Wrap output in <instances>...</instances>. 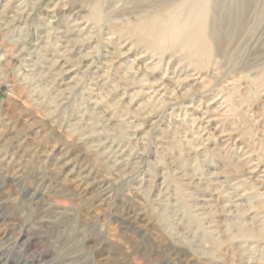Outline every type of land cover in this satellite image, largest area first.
<instances>
[{"label": "rangeland", "instance_id": "374dc122", "mask_svg": "<svg viewBox=\"0 0 264 264\" xmlns=\"http://www.w3.org/2000/svg\"><path fill=\"white\" fill-rule=\"evenodd\" d=\"M8 1L0 0V53L8 50L0 56V264L8 256L14 257L12 264H246L247 258L252 264H264L260 261L264 258V232L263 239L248 243L244 237L232 241V236L223 233L222 250L205 254L198 246L207 251L210 243L200 234L194 236L195 225L190 227L193 206L202 203L204 194H217L219 185L239 196L262 194L243 203L248 208L251 201L258 207L249 211H253L251 215L259 213L264 218V84L259 81L264 76V0H212L215 41L224 44L217 55L204 70L197 71L181 58V52L169 50L163 53L156 74L142 65L143 55L150 61L154 53L135 43L137 25L148 16H166L183 0H100L106 18L100 24L88 19L95 0ZM8 3L7 13L2 12ZM62 9L85 21L83 38L93 34L87 35L89 30L96 32V37L73 55V60L80 62L81 56L89 54L86 64L72 74L74 78L55 80L58 69L49 74L43 65L40 71L32 66L28 54L39 51L35 48L37 22L56 14L61 18ZM16 12L22 16L21 22L11 25L8 37L22 34L18 47L4 37L8 31L4 23ZM109 24L114 30L110 46L105 43ZM49 52L51 49L42 51L46 67L50 65ZM160 56L157 54L156 62ZM92 61L94 66L88 70ZM168 66L183 70V81L169 85L167 92L161 90L153 97L154 103H147L148 96L154 95L149 86L158 84ZM186 74H190L188 79ZM21 78L31 90L39 89L29 93ZM175 86L177 96L160 108ZM58 88L63 95L51 103L49 99L60 93ZM34 93L40 94L37 102L34 98L38 97L31 96ZM97 99L100 104L96 107ZM192 118L197 119L195 124ZM207 173L214 175V181L204 184L210 176ZM186 174L197 175L193 185L199 182V191L181 180ZM83 187H87V195ZM181 189L192 193L193 199L184 198V205L171 204L166 211L173 232L188 237L192 244L171 239L172 228L162 229L155 210ZM241 209L231 214L218 206L202 215L203 222L224 232L241 219L251 221ZM227 235L228 240L224 238ZM247 244L254 246V251L242 248ZM206 255L218 259L211 263Z\"/></svg>", "mask_w": 264, "mask_h": 264}, {"label": "bare ground", "instance_id": "6f19581e", "mask_svg": "<svg viewBox=\"0 0 264 264\" xmlns=\"http://www.w3.org/2000/svg\"><path fill=\"white\" fill-rule=\"evenodd\" d=\"M8 2H11V0H9ZM37 2V1H36ZM1 3V2H0ZM5 3V2H4ZM93 7H92V12L90 10V18L88 19H95L93 22L95 24H100L101 22L103 23V21H105V15H104V8L102 7V4H101V1L100 0H95L94 3H93ZM29 5V4H28ZM90 5V4H89ZM244 5V4H243ZM57 7V6H56ZM9 8V3L4 5L3 6V10L2 12H6L7 9ZM15 9V6L13 8V10ZM18 9V8H17ZM22 9V8H20ZM55 9H53L54 11ZM12 11V10H11ZM21 11V10H20ZM211 11H212V0H183L181 1L179 4H177V6L175 8H173L169 13H167L166 16H155V15H152V16H148V17H145L143 19H141V21L138 23L137 25V32H136V35L134 36V41L136 44L140 45V44H143V46H146L149 50L153 51V55L152 57H150V61H148V57H146V55H143V66L145 68H147L148 72L150 73H155L158 71V70H161V66L163 64V59H162V56H164V54L166 53V51H169V50H174V52H181L180 56L182 59L184 60H188L189 61V65L193 66L194 70H197V71H202L204 70L208 65H209V62L211 60V57L212 56H215L217 55L216 52H219L218 49L220 47V49L223 47V45H221L222 41L218 43H216L215 41V34L213 32V26L211 24V20H210V15H211ZM13 13H15V11H12ZM71 12V11H70ZM70 12H67V11H62L59 12V13H62L61 15V18H58V14L56 15H52V17H47V20L43 19L41 20V22H37L36 24V34H37V43H35V48H38L39 51L35 50V51H31L29 52V56L31 57L30 58V63L32 62V66H36L37 68L40 69V71L43 69V65H44V68H46L48 71H49V74H50V71L52 72V70H56L58 69V73H57V79L55 80H65V79H68V78H71L73 79L74 76L72 75L73 73H75L76 71L79 70L78 66L83 64L85 62L86 59H89V54L87 55H84V56H81L80 57V62H77L75 60H73V55L76 54V52H79L83 49V46H86V44L88 42H92L95 40V33L94 32H87V35L89 33H93V34H90L88 35V37H85L83 38V33H84V30L86 29L87 26H83L85 24V21H83L82 19L80 20L79 17H76L74 14L71 15ZM7 13V12H6ZM11 13V12H9ZM17 13V12H16ZM69 13V14H68ZM21 14V13H20ZM31 13L28 14V17ZM8 15V14H7ZM16 15V16H15ZM15 15H11L10 17V20L8 22H6V24L4 23L5 25V28L8 30L5 34H4V37H5V40L8 42V44H11L12 46L14 47H18V43L20 42V39L22 38V34L18 35V38H10L8 36L9 33L11 32V25L13 26H16L17 23L21 22V18L22 16H18V13L15 14ZM54 16V17H53ZM92 20V19H91ZM45 21V22H43ZM106 22V21H105ZM244 22V20H243ZM27 24V22H25ZM93 23V24H94ZM111 24H109V32L108 33H105L106 35H108V37L105 38V43L110 46L113 42V31L111 29ZM3 25H0V27H2ZM96 27V26H95ZM239 27V26H238ZM4 28V30H5ZM16 28V27H15ZM23 28V27H22ZM91 28V27H90ZM238 29V28H237ZM240 29V28H239ZM23 31V29H21ZM102 31V30H101ZM22 33V32H21ZM117 32L115 31V34ZM120 33V32H119ZM101 34V33H100ZM121 34H123L121 32ZM110 35V36H109ZM15 37V36H13ZM122 37V36H121ZM123 38V37H122ZM119 40H121L119 38ZM87 42V43H86ZM100 42V41H99ZM218 44V45H217ZM222 46V47H221ZM25 47V46H24ZM24 47L19 49V53L24 50ZM9 49V48H8ZM49 49H51V52H49V56H51V58H48L47 56V59H49V66L46 67L45 66V62L44 61V56L45 53L43 54L42 51L46 50V51H49ZM7 49H5V52H2L0 53V56L3 57L6 55L7 53ZM15 51V50H14ZM36 52H38V56H35ZM100 52V51H99ZM20 53V54H21ZM145 53V52H144ZM164 53V54H163ZM157 54H161V56L159 57V61H157ZM12 55V53H11ZM14 55V54H13ZM179 55V54H178ZM97 57V56H96ZM33 58H36L35 60H33ZM138 58V57H137ZM25 59V58H24ZM113 59V58H112ZM26 60V59H25ZM91 60V59H90ZM136 61V60H135ZM170 61V60H169ZM87 62V60H86ZM85 62V64H86ZM112 62V60H111ZM103 63V62H102ZM107 62H105L106 64ZM84 64V65H85ZM110 64V63H109ZM30 65V64H28ZM93 61L87 65V69L88 70H91L93 68ZM138 66V65H137ZM83 67V66H82ZM135 67V66H134ZM133 67V69H134ZM143 67V68H144ZM2 70V69H0ZM37 70V69H36ZM45 70V69H44ZM43 70V71H44ZM87 70V71H88ZM35 71V70H34ZM38 71V72H40ZM46 71V70H45ZM47 71V72H48ZM80 71V70H79ZM83 71V70H82ZM105 71V70H104ZM183 71V70H182ZM182 71H180V68H176L174 70L170 69L169 66L164 69L163 71V75L160 76V78H158V84L154 85V83H151V85L149 86L148 88V91H151L154 93V95H150L148 96L147 98V103L149 102H153L156 101L155 99H153V97L156 95V94H161L162 91H166L168 89V86H172L173 87V84H177L181 81H183V79H181V76H182ZM93 72V71H92ZM36 73V72H35ZM41 73V72H40ZM56 73V72H55ZM78 73V72H76ZM87 73V72H86ZM185 73V70L184 72ZM187 73V72H186ZM44 74V73H43ZM54 74V72L52 73ZM93 74V73H92ZM103 74V73H102ZM127 74V73H126ZM16 75H19L18 72H16ZM31 75V74H30ZM55 75V74H54ZM54 75H51V76H54ZM77 75V74H76ZM121 75V74H120ZM264 75V74H263ZM50 76V75H49ZM130 76V75H129ZM17 77V76H16ZM40 77V76H39ZM45 77V76H44ZM188 77H190V74H186L185 78L188 79ZM28 77H26L25 79H27ZM31 78V77H30ZM98 78V77H97ZM134 78V77H133ZM133 78H131V81H133ZM29 79V78H28ZM70 79V80H71ZM99 79V78H98ZM111 79V78H110ZM123 79V78H122ZM156 79V78H155ZM33 80V77L32 79ZM101 80V79H100ZM21 81L22 83H24V89L25 90H28V88H30L31 86L28 85V83L26 82V80H24L23 78H21ZM27 84H25V82ZM40 81V79H39ZM38 81V83H39ZM91 81V80H90ZM98 81V80H97ZM103 81V79H102ZM154 81V80H153ZM261 81L263 84H264V76H262ZM150 82V81H148ZM62 83V82H61ZM94 83V82H93ZM101 83V82H100ZM99 83V84H100ZM104 83V81H103ZM145 83V81H144ZM35 84V83H34ZM95 84V83H94ZM105 84V83H104ZM110 84V83H109ZM113 84V83H112ZM138 84V83H137ZM146 84V83H145ZM108 85V84H107ZM105 85V86H107ZM114 85V84H113ZM144 85V84H143ZM61 86V85H60ZM69 86V85H68ZM123 86V85H122ZM181 86V84H180ZM39 87V86H38ZM73 87V86H71ZM93 87V86H92ZM96 87V86H95ZM108 87V86H107ZM106 87V88H107ZM118 87V85H117ZM32 88V87H31ZM30 88V91H28L29 93H32L35 89H39V88H35L34 90H31ZM60 88V87H59ZM59 88L57 90H55V92H60L58 93V95L56 96V94H54V96L51 94V103H57V98L62 94L63 95V91L60 90L59 91ZM85 88V87H84ZM109 88V87H108ZM113 88H116V85L113 87ZM23 89V88H22ZM65 89V88H64ZM71 88H69L70 90ZM93 89V88H92ZM101 89V88H100ZM103 89V88H102ZM123 89V88H122ZM145 89V87L143 88V90ZM72 90V89H71ZM74 90V89H73ZM72 90V91H73ZM109 90V89H108ZM112 90V89H111ZM114 90V89H113ZM42 91H45V89H42L40 90L41 93H44ZM101 91V90H100ZM103 91V90H102ZM173 93H170L168 98L169 100L166 101V99H160L162 100L160 103L161 106H165L166 103L170 102L172 98L175 97L176 93L175 92H178V87H174L172 90H171ZM36 92V90L34 91ZM39 91H37L38 93ZM48 92V91H47ZM54 92V93H55ZM105 92V91H104ZM109 92V91H108ZM167 92V91H166ZM28 93V94H29ZM146 93V92H145ZM165 93V92H163ZM47 94V93H46ZM46 94H43L45 95L44 97H46ZM74 94V93H73ZM109 94V93H108ZM148 94V93H146ZM30 95V94H29ZM61 95V96H62ZM95 95V94H94ZM167 95V94H165ZM164 95V96H165ZM31 96H34V97H38V98H34V101L37 102V100H40V94H38V96L32 94ZM66 96V95H65ZM76 96V95H75ZM90 96V95H89ZM177 96V95H176ZM67 97V96H66ZM77 97V96H76ZM87 97V96H86ZM98 98V96H96ZM43 98V97H42ZM48 98H50V96L48 95ZM88 98V97H87ZM156 98V97H154ZM63 99V98H61ZM68 99V98H67ZM70 99V98H69ZM68 99V100H69ZM85 99V97H84ZM33 101V97L31 99ZM48 100V99H47ZM86 100V99H85ZM90 100V99H89ZM98 100V99H97ZM119 100V99H118ZM60 101V100H59ZM64 101V100H63ZM79 101V100H78ZM101 101V100H100ZM44 101H40L38 104H41L43 103ZM46 102V101H45ZM50 102V101H49ZM69 102V101H68ZM76 102V101H75ZM160 102V101H159ZM157 102V103H159ZM81 103V102H80ZM92 103V102H91ZM103 103V102H102ZM70 104V102H69ZM76 104V103H75ZM99 100L95 102V106L97 107L99 105ZM46 105V104H45ZM48 105V104H47ZM50 105V104H49ZM111 105V104H110ZM158 105V104H157ZM0 106H2V103H0ZM64 106H65V103H64ZM101 106V105H100ZM114 106V105H113ZM117 106V105H116ZM153 106V105H152ZM156 106V105H154ZM178 106V105H177ZM40 107V105H39ZM52 107V106H51ZM56 107V106H55ZM109 107V105H108ZM49 108V107H48ZM58 108V107H57ZM79 108V107H78ZM110 108V107H109ZM114 108H116L114 106ZM113 108V109H114ZM158 108V106H157ZM52 109V108H51ZM76 109V108H75ZM54 110V109H53ZM84 110V109H83ZM100 110V109H99ZM115 110V109H114ZM80 111V110H79ZM78 111V112H79ZM104 111V110H103ZM120 111V110H119ZM113 112V111H112ZM102 113V112H101ZM87 115V114H86ZM91 115V114H90ZM94 115V114H93ZM98 115V114H97ZM101 115V114H100ZM108 115V114H107ZM110 115V114H109ZM122 115V114H121ZM124 115H126L124 113ZM124 115L122 117H124ZM111 116V115H110ZM130 116V115H129ZM77 117V116H76ZM109 117V116H108ZM107 117V118H108ZM133 117V116H132ZM82 118V117H81ZM97 118V117H96ZM95 118V120H96ZM106 118V117H105ZM115 118V116H114ZM135 118V117H134ZM88 119V118H87ZM125 119V118H124ZM129 119V118H128ZM127 119V120H128ZM177 119V118H176ZM194 120V118H192ZM196 119V118H195ZM77 120V119H76ZM94 120V118H93ZM117 120V119H116ZM9 121V120H7ZM81 121V120H80ZM92 121V120H91ZM102 121V120H101ZM197 121L194 120L192 121L193 124H195V122ZM86 122V120H85ZM88 122V120H87ZM107 122V121H106ZM105 122V123H106ZM10 124V121L8 122ZM76 123V121H75ZM79 123V122H78ZM111 123V122H110ZM122 123V122H121ZM128 123V122H127ZM90 124V123H89ZM99 124V123H97ZM130 124V123H129ZM7 125V124H6ZM123 125V124H122ZM132 125V124H131ZM198 125V124H197ZM125 128H126V125H124ZM128 126V125H127ZM133 126V125H132ZM189 126V125H188ZM85 127V126H84ZM104 127V126H103ZM108 127V126H106ZM192 128H194L193 125H191ZM95 128L94 127V130L93 132L95 133ZM99 128V127H98ZM97 128V129H98ZM201 128V127H200ZM75 129V127H73V130ZM85 129V128H84ZM127 129V128H126ZM258 129V128H257ZM83 130V129H82ZM100 131V130H99ZM103 131V129H102ZM106 131V129H105ZM137 131V130H135ZM187 131V130H185ZM126 132V131H125ZM88 133V132H87ZM91 133V132H90ZM98 133V131H97ZM118 133V132H117ZM185 133V132H184ZM120 134V133H119ZM196 136L197 138H200L199 135H200V131L196 132ZM80 135V134H79ZM87 135V134H86ZM104 135H105V132H104ZM88 136V135H87ZM94 136V135H93ZM107 136V134H106ZM131 136V135H129ZM78 137V136H77ZM92 137V136H91ZM119 137V136H118ZM194 137V136H193ZM112 138V137H111ZM96 139V138H95ZM102 139V138H101ZM114 139V138H113ZM122 139V137H121ZM193 139H196V138H193ZM120 140V139H119ZM118 140V142H119ZM106 141V139H105ZM117 141V140H116ZM24 142V141H22ZM89 142V141H88ZM104 142V141H103ZM143 142V141H142ZM94 143V142H93ZM197 143V142H196ZM112 144V143H111ZM137 144V143H136ZM96 145V144H95ZM19 146V145H18ZM89 146V145H88ZM98 146V144H97ZM110 146V144H109ZM90 147V146H89ZM100 147V145H99ZM118 147V146H117ZM198 147V146H197ZM20 148V146H19ZM137 148V147H136ZM116 149V148H115ZM196 149V148H195ZM198 149V148H197ZM91 150V149H89ZM108 150V149H107ZM124 150V149H123ZM193 150V148H192ZM98 151V150H97ZM115 151V150H114ZM113 151V152H114ZM132 151V150H131ZM99 152V151H98ZM105 152V151H104ZM103 152V153H104ZM97 153V152H96ZM115 154V153H114ZM136 154V153H135ZM5 155V154H4ZM119 155V154H118ZM112 156V154H111ZM130 156V155H129ZM116 157V156H114ZM135 157V156H134ZM4 158V157H3ZM11 158V157H10ZM111 158V157H110ZM12 159V158H11ZM117 159V158H116ZM127 159V157H126ZM136 159V158H135ZM197 159V158H196ZM108 160V159H107ZM90 162V161H89ZM114 162V161H113ZM11 163V162H10ZM93 163V162H92ZM18 164V163H17ZM20 164V162H19ZM110 165V164H109ZM120 165V164H119ZM124 165V164H122ZM126 165H127V162H126ZM196 165H198L196 163ZM192 166L193 167H197V166ZM94 166V165H93ZM113 166V164H112ZM80 167V166H79ZM96 168V166H94ZM88 168V167H87ZM131 168V167H130ZM258 168V166H257ZM200 169V168H199ZM198 168H196V170H199ZM7 170V169H6ZM92 170V168H91ZM100 170V169H99ZM187 170V169H186ZM90 171V170H89ZM94 171V170H93ZM14 172V171H13ZM95 172V171H94ZM96 173V172H95ZM180 173V172H179ZM88 174V173H87ZM126 174V173H125ZM183 174V173H181ZM208 174V173H207ZM206 174V175H207ZM78 175V174H77ZM91 175V174H90ZM210 175L208 178L205 179V183L204 184H207V182H211V181H214L213 180V174H208ZM43 176V175H42ZM98 176V175H97ZM175 176V175H174ZM178 176V175H177ZM176 176V177H177ZM99 177V176H98ZM172 177V176H171ZM181 180H184V181H187V186L190 185H193V183H195V179H197V175H181L180 176ZM37 180V179H35ZM189 180V181H188ZM201 180V179H200ZM44 181V180H43ZM42 181V182H43ZM80 181V180H79ZM101 181V180H100ZM103 181V180H102ZM173 181V180H172ZM177 181V180H176ZM217 181V180H216ZM102 183V182H100ZM178 183V181H177ZM180 184V183H179ZM85 185V183H84ZM94 185V184H93ZM165 185V183H164ZM239 185V184H238ZM102 186V185H101ZM193 186H195L197 188V190L199 191L201 189L200 186V183L197 182L196 185L194 184ZM198 186V187H197ZM220 186V189H215L217 191V194H214L213 193L209 194V196H207V194H204V197L201 199L202 200V203H198V204H195L193 206V211L191 214V219L193 221L190 222L191 226L190 227H193L195 225V228L196 230L193 232L194 236H196L197 234L201 235V238L202 240L205 239V242H208L210 243L209 245L211 246V249L208 248L207 251H204L206 248L205 247H201V246H198L199 250L201 249L203 252H206L205 254H215L217 251L219 250H222V246L224 245L225 243V240L223 241L222 240V237L221 236H224L223 233H226L228 234L229 236H232L230 238V240H234L236 239L237 237H244L246 238L245 241L246 243H248L251 239H255L257 238L258 241H260L259 239H263L262 234L264 232V218L262 217H259V213L258 214H254V215H251V212H249L250 210H256L258 209L257 206L251 204L252 202L249 201V203L247 204L248 208H245L246 206H244V201H247V200H252L254 199L255 197H261L262 194H257L258 196H254V197H247V195H241L239 196L238 194L234 193V192H231V191H228V189H226L223 185H219ZM218 186V187H219ZM240 186V185H239ZM99 187V186H98ZM217 187V188H218ZM166 188V187H165ZM187 188V187H186ZM236 189L239 188L238 186L235 187ZM189 189V188H188ZM187 189V190H188ZM231 189V187H230ZM253 189V187L251 188ZM74 190V189H73ZM82 190V189H81ZM169 190V189H168ZM87 187H83V192L85 195H87ZM191 191V190H190ZM71 192V191H70ZM178 192V191H177ZM176 192V196L175 198L174 197H170L169 200H167V204L163 205L162 208H155L156 210V213L158 214V217L160 218V221L162 222L161 224V227L163 230H166L169 228H172V232L168 235H170L171 239L173 240H178V241H182L184 243H187V244H192L191 243V240H189L188 237L186 236H183L181 235V233L179 232H173V230L175 231V229L173 227H171V220L169 219L170 217L168 216V213H167V209L168 207L172 204L175 206V204L178 205V203L180 204V202L183 201L184 198H192L193 194L192 193H187L185 191V189H181L179 190L178 193H180L181 197L177 196ZM189 192V191H188ZM210 192V191H209ZM152 193V192H151ZM163 193V192H162ZM171 193V192H170ZM199 193V192H197ZM159 194V193H158ZM168 194V193H166ZM150 195V194H149ZM71 197V196H70ZM75 197V196H74ZM163 197V196H162ZM183 197V198H182ZM198 197V196H197ZM245 197L246 200H245ZM166 198V197H165ZM167 199V198H166ZM193 199V198H192ZM149 200V199H148ZM158 200V199H157ZM160 200V198H159ZM181 200V201H180ZM194 202V201H193ZM183 203V202H182ZM181 203V205H182ZM189 203V202H188ZM192 204V203H191ZM184 205V203H183ZM182 205V207H183ZM193 205V204H192ZM192 205H191V209H192ZM221 205V206H220ZM161 206V205H159ZM179 206V205H178ZM220 207L222 209V211H226L228 210L229 213L233 214L234 212H236L235 210L236 209H241L243 207V209L245 210L244 212L246 213V217H248V219H250L251 221L248 222V220L246 219H239L240 223H232V227L228 228L227 230L225 229V231H221L219 230L220 228L217 227V226H214L211 224V222H203L205 217H202V215H204L206 213V211H208L207 213H212V211L216 208V207ZM264 206V205H263ZM158 207V206H157ZM126 208V207H125ZM183 209V208H181ZM187 210V209H186ZM242 210V209H241ZM262 210V209H261ZM128 211V210H127ZM174 212V211H173ZM218 212V210H217ZM227 212V211H226ZM249 212V213H247ZM172 213V212H171ZM206 213V214H207ZM216 213V212H215ZM238 213V211H237ZM172 216V215H171ZM185 217V215H183ZM207 216V215H206ZM212 216V215H211ZM175 217V216H173ZM181 217V216H180ZM187 218V217H185ZM184 218V219H185ZM210 218V216H209ZM244 218V217H243ZM211 219V218H210ZM235 219V218H234ZM124 220H125V217H124ZM178 220V218H177ZM177 220H176V224H177ZM214 220V219H213ZM246 220V221H244ZM186 222V221H185ZM185 222L183 224H185ZM215 222V220H214ZM237 222V221H236ZM259 223V224H258ZM187 224V223H186ZM189 224V223H188ZM189 224V225H190ZM183 226V225H182ZM177 228V227H176ZM235 230V231H233ZM228 231L230 233H228ZM237 231V232H236ZM183 230H182V234H183ZM185 234V233H184ZM190 235V233H188ZM262 234V235H261ZM197 235V236H198ZM226 236L224 237L225 239L227 238V240L229 239L228 237L229 236ZM192 236V235H191ZM199 237V236H198ZM194 240V239H193ZM197 240V239H196ZM198 241V240H197ZM174 242V241H173ZM203 242V241H202ZM201 242V243H202ZM200 244V242H199ZM258 247V246H257ZM12 248V246H11ZM242 248H244L245 251H254V246L252 247L251 245H248L247 246H244L242 245ZM254 248V249H253ZM259 248V247H258ZM9 250V249H8ZM190 250V249H189ZM226 250V249H225ZM244 250L242 252H244ZM12 251V250H11ZM10 251V253H12ZM174 251V250H173ZM194 251V249L192 250ZM259 251V250H257ZM8 252V251H7ZM189 252V251H188ZM226 252V251H225ZM257 254V253H256ZM10 255V254H9ZM186 255V254H185ZM248 255V253H247ZM263 257H264V254L262 253ZM209 257V255H206ZM244 259L245 256L244 254L242 255ZM177 257V256H176ZM250 257V256H249ZM257 257V256H256ZM14 257H5V263L4 264H12L13 263V259ZM42 258V257H41ZM242 258V259H243ZM251 258V257H250ZM254 258V257H253ZM189 259V258H188ZM208 261H214L215 259H218V258H211V255L209 258H207ZM69 260V259H68ZM183 260V259H182ZM28 261V260H27ZM67 261V260H65ZM172 261V260H171ZM257 261V260H256ZM260 261L264 262V258H262ZM190 262V261H189ZM246 264H252L253 262L247 258L245 260ZM212 263V262H211ZM256 263V262H255ZM254 263V264H255ZM27 264V263H26ZM164 264V263H163ZM177 264V263H176ZM180 264V262H179ZM213 264V263H212ZM256 264H260V262H257Z\"/></svg>", "mask_w": 264, "mask_h": 264}]
</instances>
